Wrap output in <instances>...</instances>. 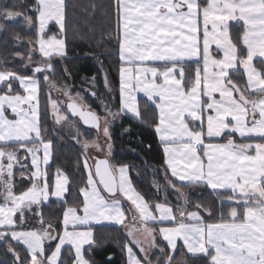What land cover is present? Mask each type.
<instances>
[{
	"label": "snow or ice",
	"instance_id": "6c2138e0",
	"mask_svg": "<svg viewBox=\"0 0 264 264\" xmlns=\"http://www.w3.org/2000/svg\"><path fill=\"white\" fill-rule=\"evenodd\" d=\"M66 7V0L0 7V18L29 30L23 66L31 75L0 70V243L14 264H96L92 226L104 222L126 227V264H175L178 242L204 264H264V0H112L120 102L115 112L101 102L102 113L66 81L55 83L53 61L67 57ZM105 86L111 91L107 77ZM138 93L156 114L163 202L147 201L129 166L107 158L110 122L143 120ZM46 114L55 125L72 124L78 143L80 122L96 130L95 140L82 142L76 171L82 166L85 178L72 204L68 176L57 168L49 178L55 129L45 126ZM105 148L104 159L89 155ZM16 171L29 182L26 190H15ZM198 188L211 189L218 204L193 203L185 190ZM50 197L63 210L45 222ZM32 220L38 227L25 228Z\"/></svg>",
	"mask_w": 264,
	"mask_h": 264
},
{
	"label": "trees",
	"instance_id": "16d2710c",
	"mask_svg": "<svg viewBox=\"0 0 264 264\" xmlns=\"http://www.w3.org/2000/svg\"><path fill=\"white\" fill-rule=\"evenodd\" d=\"M2 6L23 4L28 0H1ZM112 0H66V26H67V57L61 61L56 59L55 83L63 85H76L83 79H97L100 92H106V88L100 79L101 70H104L111 91L107 93L114 107H119V63L115 55L116 43L114 36V17L111 8ZM95 5V8L92 7ZM87 9V11H85ZM3 32L0 33V70L14 71L20 74L31 75V71L23 65L27 62L29 30L23 23L3 20ZM52 32L58 31L50 26ZM17 35L21 37L18 41ZM31 35L35 38V32ZM19 54V55H18ZM21 56L24 59H21ZM101 66V67H100ZM67 69V73H65ZM69 75L70 78L67 77ZM44 91L41 93L40 102L42 108L47 106L48 87L42 83ZM143 114V120L122 116L112 128V164L115 166L128 165L130 177L134 188L150 203L163 202L164 176H163V152L158 137L154 132L153 124L156 114L152 107L146 106L144 98L138 99ZM96 106V105H95ZM98 109V107H95ZM50 113V109H49ZM45 126L55 131L48 137L53 141V154L49 165V178L57 168L61 169L69 178V186L74 195L68 197L69 204L75 202L78 190L83 186L85 178L84 170L80 166L77 172V160L81 159V148L73 141H68L60 132L58 126L50 114H46ZM88 139L91 133L84 132ZM15 174L16 191L27 189L30 184L26 179ZM26 172V170H25ZM27 174V172H26ZM159 184L160 191L156 189ZM193 203L198 199L205 205H217L218 201L212 195L210 189H186ZM168 201L176 204L175 194L168 195ZM62 207L55 200H50L43 207L45 222L49 217H59ZM57 223L55 219L51 221ZM58 227H62L58 225ZM94 236L100 247L94 249L96 264H126V254L121 250L124 239L122 226L94 225ZM159 254V252H156ZM23 255V254H22ZM111 256V261L108 257ZM175 263L183 258L191 264H204L202 260L192 259L185 254L183 249H177ZM160 258H163L162 256ZM0 264H14V257L7 251V247L0 243Z\"/></svg>",
	"mask_w": 264,
	"mask_h": 264
},
{
	"label": "rangeland",
	"instance_id": "374dc122",
	"mask_svg": "<svg viewBox=\"0 0 264 264\" xmlns=\"http://www.w3.org/2000/svg\"><path fill=\"white\" fill-rule=\"evenodd\" d=\"M2 3L3 1L0 0V7H3L2 6ZM3 22V19L0 18V23ZM3 24V23H2ZM3 32V29H0V33L2 34ZM28 61L25 63L27 64ZM101 67V66H100ZM30 71H31V68H28ZM68 78L69 75H67ZM105 77H106V74L104 72V70H101V73H100V79L102 81V84L104 85V87L106 88V91L107 93H110L109 91V88L105 86ZM95 78V77H94ZM108 80V79H107ZM51 82V81H50ZM69 87H71L73 89V94H75V92H81L82 95H85L87 97V102L89 104L92 105L93 109L96 110L98 113H102L103 111V108H102V103H105L107 104L113 112H115L118 108L114 107L113 105V102L111 101V99L108 97L107 93L106 92H100L99 89H98V85H97V79L95 78L93 80V78H88V79H83L81 80L80 83L76 84V85H68ZM48 87V86H47ZM88 90H94L97 92L98 94V99L97 98H93V97H90V95L88 94ZM51 95L54 99H57L61 102H64L65 101V97L59 92L57 91L56 89H53L52 92H51ZM96 105V106H95ZM61 107L63 108L64 105L63 103H61ZM95 107H98V109H96ZM74 120H76L75 118H72ZM121 117H117V119H115L114 121H111L110 124H109V132H110V135L112 133V128L113 126L118 122L120 121ZM58 126V129L60 130V132H62L66 139L69 141H73L76 145H78L80 148H82V142L87 139L88 141H92V140H95L97 138V134H96V130L94 129H86L84 128L80 123L77 125L80 130H81V134L79 136V143L77 142V139H76V131H75V127L72 125V124H62V125H57ZM89 132L91 133V139H88L86 136H85V133L84 132ZM158 137V136H157ZM100 142L103 143L104 142V138L101 137L100 139ZM109 143L112 144V139L110 141H108ZM107 152V148H105V152L104 153H101V152H96L94 150H89V155L90 156H95V157H98V158H105V153ZM112 156H113V147L111 149V155L108 156L107 158L109 159L110 162H112ZM90 163H92L93 161L90 160L89 161ZM175 264H191L190 262H188L187 260H180L178 262H176Z\"/></svg>",
	"mask_w": 264,
	"mask_h": 264
},
{
	"label": "crops",
	"instance_id": "0c3cea01",
	"mask_svg": "<svg viewBox=\"0 0 264 264\" xmlns=\"http://www.w3.org/2000/svg\"><path fill=\"white\" fill-rule=\"evenodd\" d=\"M37 55H38V53H37ZM91 97V96H90ZM139 98H144L143 97V94L142 93H138L137 94V99H139ZM145 99V98H144ZM119 102H120V95H119ZM119 108V107H118ZM76 120H78V118H75ZM80 124L84 127V128H86V129H91V128H88V127H86L85 125H83V123L82 122H80ZM95 130V129H94ZM9 150H12V149H9ZM41 155H42V153H41ZM106 158V157H105ZM7 161H5V163H6ZM51 162V161H50ZM111 163V162H110ZM112 164V163H111ZM113 165V164H112ZM115 166V165H114ZM17 172H15V174H16ZM55 173H56V171L53 173V175H52V177H51V180L52 181H54V179H55ZM18 177H21V175H20V173H19V175H18ZM30 187V186H29ZM134 187V186H133ZM26 190V189H25ZM136 190V189H135ZM211 190V189H210ZM137 191V190H136ZM50 200H55L56 201V198H54V197H50ZM49 200V201H50ZM45 205H47V204H45ZM44 205V206H45ZM124 207L126 208V209H134V206L133 205H131V203L129 202V201H127V200H124ZM127 215H129V216H131V212H129V213H126ZM149 224H151V222H149ZM100 225H114V224H110V223H108V222H104V223H102V224H100ZM126 225H127V227H131V224H129L127 221H126ZM94 226V225H93ZM92 226V227H93ZM114 226H120V225H114ZM24 227L25 228H35V227H38V225L36 224V222H35V220H32V221H30V223L29 224H26V225H24ZM61 229H62V227H61ZM122 229H123V233H125V231H126V227L125 226H122ZM158 243L160 244V246H164L165 245V242L162 240V239H160L159 237H158ZM180 245H182V242H178V249L179 248H181L182 249V247H180ZM155 253L156 252H159V250L158 249H154L153 250ZM184 252H185V254L186 255H188V256H190V254H187L186 253V250H183ZM183 260H185L184 258L182 259V261Z\"/></svg>",
	"mask_w": 264,
	"mask_h": 264
},
{
	"label": "water",
	"instance_id": "95a60500",
	"mask_svg": "<svg viewBox=\"0 0 264 264\" xmlns=\"http://www.w3.org/2000/svg\"><path fill=\"white\" fill-rule=\"evenodd\" d=\"M87 127V126H86ZM99 159H104V158H99Z\"/></svg>",
	"mask_w": 264,
	"mask_h": 264
}]
</instances>
